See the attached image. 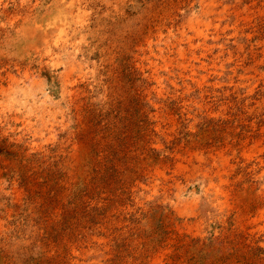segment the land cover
<instances>
[{"label":"rangeland","instance_id":"obj_1","mask_svg":"<svg viewBox=\"0 0 264 264\" xmlns=\"http://www.w3.org/2000/svg\"><path fill=\"white\" fill-rule=\"evenodd\" d=\"M0 264H264V0H0Z\"/></svg>","mask_w":264,"mask_h":264}]
</instances>
